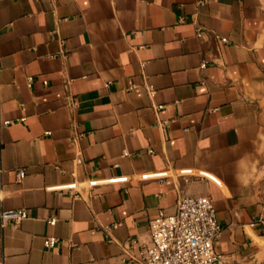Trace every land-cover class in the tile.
Instances as JSON below:
<instances>
[{"label":"crops","instance_id":"0c3cea01","mask_svg":"<svg viewBox=\"0 0 264 264\" xmlns=\"http://www.w3.org/2000/svg\"><path fill=\"white\" fill-rule=\"evenodd\" d=\"M180 196L264 264V0H0V264H131Z\"/></svg>","mask_w":264,"mask_h":264},{"label":"built area","instance_id":"2783aa9c","mask_svg":"<svg viewBox=\"0 0 264 264\" xmlns=\"http://www.w3.org/2000/svg\"><path fill=\"white\" fill-rule=\"evenodd\" d=\"M227 43V38H222ZM206 64H202L205 68ZM32 79L29 78V84ZM47 84V82H44ZM5 125L8 122L4 123ZM150 153H153L150 150ZM81 162V160H79ZM185 171L183 174H191ZM26 172L20 170L19 177L24 178ZM143 176L144 179L162 177ZM201 178L213 179L209 174L200 173ZM125 178L115 181H124ZM99 182L90 181L91 187ZM77 184H69L60 189L74 192ZM29 213L25 209H12L0 211V228L16 226L28 219ZM56 220H50L55 225ZM222 226L218 221L214 200L210 197L178 198L175 211L172 213L160 212L150 223V241L141 247L138 252L128 253L127 260L131 264H216L219 256L215 252V243L220 238ZM58 243L56 237H46L44 246L54 249Z\"/></svg>","mask_w":264,"mask_h":264}]
</instances>
